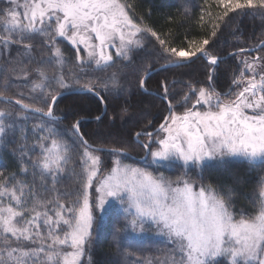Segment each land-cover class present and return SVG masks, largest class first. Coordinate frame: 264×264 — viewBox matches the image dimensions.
Instances as JSON below:
<instances>
[{
    "label": "snow or ice",
    "instance_id": "snow-or-ice-1",
    "mask_svg": "<svg viewBox=\"0 0 264 264\" xmlns=\"http://www.w3.org/2000/svg\"><path fill=\"white\" fill-rule=\"evenodd\" d=\"M213 2L224 9L219 21L237 10L264 11V0ZM0 3V157L11 148L17 164L12 172L0 171V264H84L114 204L123 213L113 238L124 264H264V175L250 207L237 210L242 178L232 171L243 163L264 174V56L243 61L228 93L212 87L211 75L207 85L189 83L179 107L164 82L168 115L155 132L135 134L137 143L148 138L141 145L142 164L125 163V150L111 147L115 159L104 173L100 149L84 139L80 122L59 127L54 105L63 93L55 88L122 92L117 73L104 79L93 75L118 62L180 67L200 54L215 66L218 58L206 49L210 39L189 40L187 50L175 46L171 31L158 32L135 15V0ZM212 16L207 11L199 22L208 23L215 38L221 25ZM62 42L75 49L73 59ZM37 47L43 49L39 59ZM148 70L138 78L144 91ZM77 154L78 168L69 169ZM209 170L221 174L217 182H205ZM66 174L74 178L72 190L58 187ZM148 235L163 244L155 259L132 250Z\"/></svg>",
    "mask_w": 264,
    "mask_h": 264
},
{
    "label": "trees",
    "instance_id": "trees-1",
    "mask_svg": "<svg viewBox=\"0 0 264 264\" xmlns=\"http://www.w3.org/2000/svg\"><path fill=\"white\" fill-rule=\"evenodd\" d=\"M135 4V15L137 17L143 16L145 22L158 32L167 33L171 31L175 37V46H183L185 50H187L189 40L199 41L209 38L210 43L206 46V49L210 55L223 58L240 49H256L259 44L264 43V11L237 10L236 12H230L223 21H219L216 17L222 15L224 9L222 6H217L213 0H209L207 6L205 0H135ZM2 6L3 4L0 3V7ZM207 11H211L213 14L212 22L221 25V29L215 38L210 37L211 26L208 23L201 26L199 22V17ZM208 20L209 17L205 15V21ZM61 46L66 57L73 59L74 49L66 42H62ZM157 47L159 46L157 45ZM262 49H264V46L252 52L237 53L221 61L218 66L213 67L212 87L219 93H227L230 89H234L233 79L239 73L238 69L234 68L235 58L254 54L264 56V50ZM42 52L43 49L40 47L35 49L34 54L37 59L40 58ZM125 64L127 62H118L107 69L106 72L93 73L101 79L106 78L113 72L117 73L124 83V91L117 93L105 91L103 87H100L97 90L99 92L97 96L100 99L89 92L75 93L57 99L54 105V112L60 118L59 127L61 129H69L73 123L81 120L80 131L89 145L104 150L107 149L98 153L102 159V172L104 173L110 169L112 161L115 159L108 151L111 147H122L127 154L134 158L144 156L145 150L141 145L147 142V137H141L139 143H137L135 134L137 132L154 131L164 119L168 110V102L162 99V84L164 82L167 83L169 96L173 98V104L177 105L181 95L186 93L189 83L198 86L209 83V71L212 68L206 58L198 57L183 66L160 70L146 79L147 91L144 92L138 87V78L142 70L148 68V73L164 65L163 61L161 63L147 61L142 65L134 64L128 67H125ZM64 72L67 74L69 68H65ZM48 74L49 76L55 74L52 66H49ZM53 87L55 88V86ZM72 90L82 91L75 86L69 90L55 88L57 92ZM11 91L15 92L16 89H11ZM22 91L25 92V96L29 95L28 89H22ZM0 107H4V105L0 103ZM104 108L105 112L103 113ZM98 116L100 117L99 120L96 119ZM69 138L71 143V139H74V137L69 134ZM11 151L10 148L7 154L0 157V171H5L6 174L14 171L17 167L16 159L12 156ZM72 159L74 163L69 164V169L72 167L78 168V154L73 155ZM123 159L125 163L130 164L134 161L127 156ZM232 171L234 175L242 178L240 194L236 197L237 210L241 207H250L251 195L257 189L260 176L264 174L248 169L243 163L234 164ZM165 175L168 174L165 172ZM220 177L221 174L215 170L204 173L206 183L217 182ZM228 182L232 183L231 180ZM75 186L74 178L66 174L62 185L58 187L72 190ZM46 195L50 197L51 193ZM244 196H248L249 199H245ZM123 223V213L120 206L114 204L110 209L106 224L93 236L84 264H124V257L118 254L117 243L112 237L115 228L122 226ZM161 247H163V244L158 238L148 235L146 239L137 240L132 250L145 258L155 259L160 255L159 249ZM129 259L134 260L135 257Z\"/></svg>",
    "mask_w": 264,
    "mask_h": 264
},
{
    "label": "water",
    "instance_id": "water-1",
    "mask_svg": "<svg viewBox=\"0 0 264 264\" xmlns=\"http://www.w3.org/2000/svg\"><path fill=\"white\" fill-rule=\"evenodd\" d=\"M263 44V43H262ZM261 45V44H260ZM260 45H258V47L260 46ZM257 47V48H258ZM254 50H256V49H254ZM254 50H245V51H243V52H251V51H254ZM242 51H235V52H232V53H230V54H228V55H226L225 57H223V58H218V61L219 62H221V61H224V60H226L227 58H230L231 56H233V55H235V54H237V53H243ZM198 57H202L200 54H197V56L196 57H193L192 58V60L191 61H188V62H185V64H188V63H190V62H192L194 59H196V58H198ZM184 64V65H185ZM219 64V63H218ZM217 64V65H218ZM217 65H215V66H217ZM213 66V65H212ZM168 68H173V67H165L164 65H162V66H159V67H157V68H155V69H153V70H151L150 72H148L147 73V75H146V79L151 75V74H153V73H155V72H158V71H160V70H163V69H168ZM210 73H212V70H210ZM142 91H144V90H142ZM144 92H146V91H144ZM63 94L62 95H59V97H58V99L59 98H61V97H63V96H66V95H69V94H75V93H87L86 91H76V90H72V91H66V92H62ZM92 94H94L97 98H99V96H97V94H95V93H92ZM100 99V98H99ZM167 107H168V103H167ZM105 112V108L103 109V113ZM168 115V110H167V113H166V115H165V117ZM164 117V118H165ZM164 120V119H163ZM163 120H162V122H163ZM81 121V120H80ZM79 121V122H80ZM161 122V123H162ZM160 123V124H161ZM159 124V125H160ZM159 128V126L156 128V129H158ZM156 129L154 130V131H152V132H155L156 131ZM135 138H137L136 136H135ZM93 147V146H92ZM94 149H100V151H106L107 149H102V148H97V147H93ZM145 155V154H144ZM126 156L127 157H129V158H131L132 160H137V161H143V158L140 160V159H136V158H134V157H131L129 154H127L126 153Z\"/></svg>",
    "mask_w": 264,
    "mask_h": 264
},
{
    "label": "rangeland",
    "instance_id": "rangeland-1",
    "mask_svg": "<svg viewBox=\"0 0 264 264\" xmlns=\"http://www.w3.org/2000/svg\"><path fill=\"white\" fill-rule=\"evenodd\" d=\"M21 11H22V9H21ZM67 43V42H66ZM260 45V44H259ZM70 47H71V45H69ZM262 46H264V43L262 44L261 43V45L257 48L256 47V49H260ZM252 50H254V49H252ZM74 51H75V49H74ZM113 52H114V49L112 50ZM255 51V50H254ZM252 52V51H251ZM257 56H259V55H251V56H246V55H242V56H239V57H237V58H235L236 60V63H235V67L234 68H237L238 70L239 69H241L242 67H243V61L244 60H251L252 58H254V57H257ZM207 60V59H206ZM220 63V62H219ZM219 65V64H218ZM217 65V66H218ZM213 67H215V66H212V68H210V70H212V73H213ZM239 72V71H238ZM212 73H210V71H209V74L210 75H212ZM238 75H239V73H238ZM187 91H188V89H187ZM186 91V92H187ZM228 93V92H227ZM177 107H179V104H177ZM182 110V109H181ZM137 139V138H136ZM148 139V138H147ZM147 141V140H146ZM144 157V156H143ZM142 157V158H143ZM142 158H136V159H142ZM142 162L143 161H137V160H134L133 161V163L132 164H134V165H141L142 164ZM165 172H166V174H168V175H174V172H173V170H165ZM197 172H198V170H197ZM197 172H193L192 173V175H193V178H195V176L197 175ZM106 173V172H105ZM109 214H110V211H109ZM96 234V233H95ZM94 234V235H95ZM113 237V236H112Z\"/></svg>",
    "mask_w": 264,
    "mask_h": 264
}]
</instances>
